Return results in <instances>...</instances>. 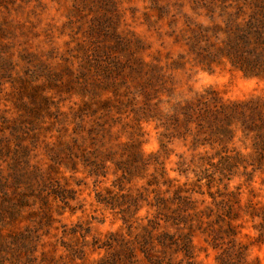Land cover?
<instances>
[{"label": "rangeland", "instance_id": "rangeland-1", "mask_svg": "<svg viewBox=\"0 0 264 264\" xmlns=\"http://www.w3.org/2000/svg\"><path fill=\"white\" fill-rule=\"evenodd\" d=\"M212 2L0 0V264H101L118 240L133 252L120 264H264V165L220 175L204 162L218 146L144 121L201 95L264 106V76L215 50L227 21ZM135 140L146 164L127 169ZM250 146L237 132L227 148ZM176 189L198 210L231 208L234 236L160 221L152 235L187 234L188 253L136 241L155 194Z\"/></svg>", "mask_w": 264, "mask_h": 264}, {"label": "trees", "instance_id": "trees-1", "mask_svg": "<svg viewBox=\"0 0 264 264\" xmlns=\"http://www.w3.org/2000/svg\"><path fill=\"white\" fill-rule=\"evenodd\" d=\"M212 5L220 8L227 21L225 22L227 26L224 31L226 37L222 41V45L216 47L215 50L226 57L230 65L240 70L245 76L263 77L264 0H213ZM231 9L234 12L227 13ZM156 69L159 70V68ZM157 75L159 81H161L162 76L159 73ZM148 82L146 83L147 86H149ZM172 111L173 113L170 115H163L161 112L156 111L158 115L149 116L144 121L147 122L148 119L161 121L163 119L161 127L164 128V132L168 131L165 128L168 121L170 125L184 130L183 133L180 132L182 137L192 128L195 133V141H193L195 148L208 145L211 149H214V145L218 146L219 150L214 152L213 158H209L210 161L205 158L206 161L204 160V162L214 171H218L220 175L239 166L264 165V106L258 101L223 102L214 95L207 98L201 95L195 97L192 101H184L183 104L174 105ZM237 132H240L243 138L250 141V153L242 155L233 149L227 148L229 143H233ZM160 135L163 136V134ZM199 139L200 142H198ZM138 145L139 143L136 140L131 144L122 145L127 153L126 161L129 167L127 169L134 168L139 161L142 165L146 164L141 153L138 152ZM161 146L164 145L161 144ZM253 154L254 158L251 159ZM247 158H250V160ZM213 159H216L214 164L212 163ZM152 179L154 180V177ZM167 183L169 184V181ZM150 184L159 185V182L155 180ZM162 185H164V182ZM168 191L166 190L167 193ZM185 194H187V191L181 189L174 190L172 197L167 198L155 194L154 202L150 206L156 208V216L153 220H149L147 227H144L142 233L136 236V241L139 240L142 244H149V241L154 238L155 243L153 246H160L163 254H165V249H169V247H174L173 250L176 252L182 249L184 253H188L191 239L187 234L181 233L177 236L162 231L152 235L151 230L159 227L160 221L176 228L180 225L185 226L187 230L193 226H206L208 228L214 226L217 230L234 236V228L231 222L236 218L231 208H227L224 214L217 213L213 215L210 214V208L198 210ZM127 197L131 199L128 195L123 198L126 199ZM126 211L131 213L130 208ZM211 215L214 216V220L210 219ZM122 220L123 223H128V220L124 217ZM127 227L131 228V226ZM177 237L181 238V243H177V239H175ZM117 243L119 249L109 255L108 259L106 257L100 259L101 264H120L123 260L132 258L133 252L130 246L122 240H118Z\"/></svg>", "mask_w": 264, "mask_h": 264}]
</instances>
